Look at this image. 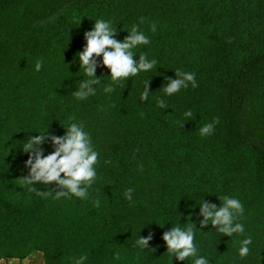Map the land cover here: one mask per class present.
Here are the masks:
<instances>
[{
    "label": "trees",
    "instance_id": "obj_1",
    "mask_svg": "<svg viewBox=\"0 0 264 264\" xmlns=\"http://www.w3.org/2000/svg\"><path fill=\"white\" fill-rule=\"evenodd\" d=\"M100 18L118 41L137 25L151 42L134 60L157 63L110 95L101 87L79 101L76 54ZM96 61V75H107ZM177 69L194 72L197 87L165 96ZM69 118L83 122L100 153L88 199L56 198L65 189L54 181H25L23 141L48 128L46 156ZM213 120L214 132L200 135ZM225 195L242 202L239 222L253 237L243 259L242 237L200 223L203 205L219 208ZM175 222L194 225L209 264H264V0H0V262L38 251L45 264H74L85 253V264H171L162 235ZM149 235L147 248L133 246Z\"/></svg>",
    "mask_w": 264,
    "mask_h": 264
},
{
    "label": "clouds",
    "instance_id": "obj_2",
    "mask_svg": "<svg viewBox=\"0 0 264 264\" xmlns=\"http://www.w3.org/2000/svg\"><path fill=\"white\" fill-rule=\"evenodd\" d=\"M156 26H151V31L155 32ZM116 27L113 26L111 20L96 19L93 27L84 33L86 44L76 56L80 62L79 72L82 71V80L77 83L76 90L72 93L76 100H87L90 96H95L98 88L102 87V91L106 95H110L115 91L116 85L124 83L126 79L146 73L155 68L156 61L150 60L145 54H140L138 60H134L136 56L134 50L140 45L150 44V38L144 31L140 30L135 24L131 26L128 36L118 41L115 38ZM96 57L102 58V66L107 67L108 74L102 79L96 75L98 67ZM43 66L42 60H37L35 70L40 71ZM176 79H170L168 84L163 87L165 96H171L179 92L182 88H187L191 83L192 87H197L194 72H184L176 70ZM148 81L144 84V88L140 93L141 100H148L149 96ZM156 106L159 108L168 107L163 98L156 100ZM185 118L193 116L191 111L183 113ZM217 121L204 124L200 129V135L207 136L214 132ZM66 129L62 136H51L54 150L44 155L45 149L41 147L45 139L48 137L47 130L36 131L37 135H31L26 141H23V152L28 154V159L24 162L25 167L29 168V176L25 178L26 183L31 185L33 182H56L62 186L65 191L56 194V198L74 194L81 199H88V189L92 186L97 178V164L99 159V151L96 149L91 134L85 130L83 122L69 118L64 124ZM63 173V177H61ZM33 190L32 188L29 189ZM134 189L128 188L124 197L129 202H134L132 193ZM44 195L45 193H39ZM222 206L217 208L215 204L205 203L201 209L204 219L201 225L211 223L216 227L217 232L228 236L242 237L238 241L237 255L243 259L249 256L251 252L250 246L253 244V237L245 234V225L239 222V218L244 214V206L236 197L222 196ZM94 206L99 207L100 201L94 200ZM165 224V223H164ZM164 224L159 225L163 227ZM218 226V227H217ZM152 237H139L134 242V247L144 250L148 247V242ZM162 239L166 244L167 252L171 256V264L173 258L178 261L188 260L189 264H209L206 255H201L196 241V230L191 223L179 224L175 222L170 230L162 235ZM118 258V253L116 254ZM87 254H82L78 258H74V264H85Z\"/></svg>",
    "mask_w": 264,
    "mask_h": 264
},
{
    "label": "rangeland",
    "instance_id": "obj_3",
    "mask_svg": "<svg viewBox=\"0 0 264 264\" xmlns=\"http://www.w3.org/2000/svg\"><path fill=\"white\" fill-rule=\"evenodd\" d=\"M197 244H198V247H199V243H197ZM206 248L208 250H210L211 247L209 245H207ZM28 258L31 260V261L29 260L30 264H41L42 261H44L43 254L41 252H38V251L32 252ZM14 264H18V263H14Z\"/></svg>",
    "mask_w": 264,
    "mask_h": 264
},
{
    "label": "crops",
    "instance_id": "obj_4",
    "mask_svg": "<svg viewBox=\"0 0 264 264\" xmlns=\"http://www.w3.org/2000/svg\"><path fill=\"white\" fill-rule=\"evenodd\" d=\"M30 259L29 258H26V259H23V260H20V259H10V260H2L0 262V264H14V263H18V264H30ZM41 264H45V261H42Z\"/></svg>",
    "mask_w": 264,
    "mask_h": 264
}]
</instances>
